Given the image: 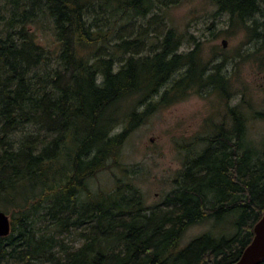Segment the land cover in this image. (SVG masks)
I'll return each mask as SVG.
<instances>
[{"label":"trees","instance_id":"16d2710c","mask_svg":"<svg viewBox=\"0 0 264 264\" xmlns=\"http://www.w3.org/2000/svg\"><path fill=\"white\" fill-rule=\"evenodd\" d=\"M172 1H0V207L13 210L0 256L14 264H230L251 242L264 214V156L247 143L237 106H228L230 124L224 116L185 146L164 207L145 210L128 185L94 194L86 185L119 166L125 139L154 109L191 90L231 99L224 59H204L192 34L180 51L182 36L162 17ZM209 1L264 49V0ZM38 25L51 31L54 51L38 41ZM133 96L134 108L120 113L119 102ZM199 142L203 149L191 150ZM38 219L53 231L88 227L80 246L55 250ZM208 220L228 222V234L207 231L182 244L190 226Z\"/></svg>","mask_w":264,"mask_h":264},{"label":"rangeland","instance_id":"374dc122","mask_svg":"<svg viewBox=\"0 0 264 264\" xmlns=\"http://www.w3.org/2000/svg\"><path fill=\"white\" fill-rule=\"evenodd\" d=\"M2 2V0H0ZM163 20L172 26L181 37V50L191 47L189 35L195 40L202 41V57L206 60L217 56L225 60L224 73L228 76L231 99L223 98L217 91H189L182 99L169 105L154 109L125 139L118 153L119 166L104 169L86 181L87 188L92 194L110 193L117 186L132 195L135 190L142 198L145 210L155 206L164 207V196L174 187V179L183 166L187 144L196 136L211 133L213 126L220 123L225 116L226 122L231 123L227 113L228 106H237L245 117L246 140L253 149L255 156H264V118L255 115L264 110V49H256L249 43L243 30L228 26V15L216 11L209 0H173L164 9ZM137 23H143L141 18H135ZM264 18H260L262 21ZM214 23L211 29H207ZM39 26V25H38ZM153 26V25H151ZM38 41L46 48L54 51L55 44L51 31L47 27L36 29ZM215 32V37L209 32ZM154 38L149 39L150 42ZM222 40L226 45H222ZM90 50H82L87 56ZM136 97H129L119 102L120 113L130 112L136 102ZM138 110H141L137 106ZM124 126L119 124L114 132ZM205 146L199 142L193 144L191 150L197 152ZM88 197H83V199ZM6 212L9 218L13 210ZM47 220L38 219L35 228L38 234L50 233L60 244L68 248H76L83 242L81 233L85 227H70L68 231L60 232L47 226ZM229 223H215L208 220L190 226L181 239L185 244L193 237L210 231L214 235L228 234ZM0 264H14V259L5 255L0 256Z\"/></svg>","mask_w":264,"mask_h":264},{"label":"water","instance_id":"95a60500","mask_svg":"<svg viewBox=\"0 0 264 264\" xmlns=\"http://www.w3.org/2000/svg\"><path fill=\"white\" fill-rule=\"evenodd\" d=\"M222 45L226 41L222 40ZM10 232V218L8 214L0 210V237L8 235ZM264 261V214L254 227V236L251 242L244 249L242 255L230 264H258Z\"/></svg>","mask_w":264,"mask_h":264}]
</instances>
